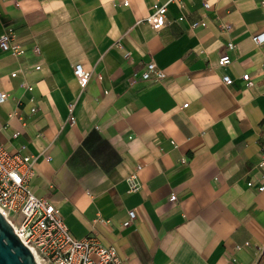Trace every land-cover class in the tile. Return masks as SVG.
<instances>
[{"label":"crops","instance_id":"crops-1","mask_svg":"<svg viewBox=\"0 0 264 264\" xmlns=\"http://www.w3.org/2000/svg\"><path fill=\"white\" fill-rule=\"evenodd\" d=\"M128 1L0 0V34L24 50L0 48L1 142L38 157L31 187L77 238L126 264H264L261 0L170 3L161 31L146 19L168 0ZM150 62L163 80L142 78ZM75 64L92 71L85 89Z\"/></svg>","mask_w":264,"mask_h":264},{"label":"built area","instance_id":"built-area-1","mask_svg":"<svg viewBox=\"0 0 264 264\" xmlns=\"http://www.w3.org/2000/svg\"><path fill=\"white\" fill-rule=\"evenodd\" d=\"M170 3H176L179 7L184 6L183 0H168L164 4L155 3L154 11L146 19V23L157 31L166 27ZM123 5L128 6L129 1L123 0ZM261 5L264 7V0H261ZM205 7H209L207 2ZM199 24L194 22L193 27ZM202 25L205 23L202 22ZM224 28L231 29L230 25H224ZM253 41L258 45L264 43V33L253 36ZM227 47L234 49L235 44L229 42ZM0 48L19 56L24 54L11 30L0 34ZM230 63L231 58L227 53L219 59L221 66ZM73 71L81 88L85 89L92 77V71L85 69L82 64H75ZM16 75L17 72L12 73L13 77ZM165 77L166 72L155 62L148 63L147 69L142 74L145 80L154 78L161 81ZM242 78L248 87L253 85L250 74H243ZM222 79L226 85L234 82L229 75L223 76ZM27 87L33 89L32 86ZM7 97V94L0 93V102ZM74 107V104L69 105L68 121L71 125L75 124ZM35 110L36 108L33 107L32 112ZM14 115L16 114H11L12 117ZM46 159L49 161L51 157L48 156ZM37 164L38 157L20 151H9L0 140V212L23 243L35 254L36 262L38 264H126L116 248L105 245L96 234L77 238L65 223L58 207L50 200L36 195L30 183L37 174ZM139 169L140 167L127 177L130 192H136L141 188ZM248 185L253 186V182H249ZM258 189L264 192V185L259 186ZM171 200L176 201L177 196L173 194ZM136 217V211L130 210L123 225L130 226ZM245 245L250 246V242H246ZM240 248L241 246H238V249ZM231 264H239L238 259L232 257Z\"/></svg>","mask_w":264,"mask_h":264},{"label":"water","instance_id":"water-1","mask_svg":"<svg viewBox=\"0 0 264 264\" xmlns=\"http://www.w3.org/2000/svg\"><path fill=\"white\" fill-rule=\"evenodd\" d=\"M0 264H38L35 254L23 243L1 212Z\"/></svg>","mask_w":264,"mask_h":264},{"label":"rangeland","instance_id":"rangeland-1","mask_svg":"<svg viewBox=\"0 0 264 264\" xmlns=\"http://www.w3.org/2000/svg\"><path fill=\"white\" fill-rule=\"evenodd\" d=\"M15 221H16V218H15Z\"/></svg>","mask_w":264,"mask_h":264}]
</instances>
